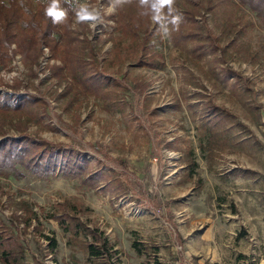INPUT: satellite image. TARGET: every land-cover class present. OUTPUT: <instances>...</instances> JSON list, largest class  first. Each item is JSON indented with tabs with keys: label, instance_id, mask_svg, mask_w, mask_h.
Masks as SVG:
<instances>
[{
	"label": "rangeland",
	"instance_id": "374dc122",
	"mask_svg": "<svg viewBox=\"0 0 264 264\" xmlns=\"http://www.w3.org/2000/svg\"><path fill=\"white\" fill-rule=\"evenodd\" d=\"M82 2L103 22L71 28L63 63L0 69V240L18 264H260L264 0H176L168 39L136 2V33ZM21 136L85 161L39 170L7 150ZM103 240L109 262L87 253Z\"/></svg>",
	"mask_w": 264,
	"mask_h": 264
},
{
	"label": "trees",
	"instance_id": "16d2710c",
	"mask_svg": "<svg viewBox=\"0 0 264 264\" xmlns=\"http://www.w3.org/2000/svg\"><path fill=\"white\" fill-rule=\"evenodd\" d=\"M133 2H136V0H133ZM61 6L68 8L67 4L62 3ZM45 7V0H23V6H21L20 0H0V69L7 70L9 68L11 54L19 55L24 62L38 68L43 56V47L48 49L50 59H54L57 52L63 49L61 63H63V58L67 53L66 51L74 50L76 41L75 38H73V32L71 30L74 14L69 10L67 23L64 25H54L51 20L44 15ZM24 8H27L28 11L25 12ZM126 9L127 5L120 8L118 12L117 18L119 17L120 23L122 24L127 20L126 26L130 28L133 33L142 30L144 25L140 21L139 15H137L139 11L137 14L130 12L126 13ZM183 15L184 14H182V17L184 19ZM149 21L145 26L150 25ZM12 46H15L14 50H11ZM48 67L52 70H60V67ZM211 111L217 113L220 110L217 106L213 105ZM28 140L30 139L25 136L11 140L10 143H7L9 147L7 150L14 151L16 149L21 151L12 156L13 159H15V157L21 155L22 151H25L27 155L33 153L32 147L38 148L39 152L30 155V159L35 158L34 167H38L39 170L54 171L55 167H59L62 173H70L71 170L79 169L76 166H81L85 161L84 158H82V160H72L69 156L65 158L64 154L68 153V151L63 150L61 145H53L40 140ZM5 145V142L0 141V150L2 149L1 147ZM59 159H61L60 163ZM116 162L120 166H125L120 161ZM8 243V239L0 240V261L2 264H18L16 255L7 249V246L11 244ZM135 246L134 244L133 247L135 248ZM109 250L110 247L107 240H103L98 247L92 243L87 244V253L90 257L100 258L104 256L108 262L110 260Z\"/></svg>",
	"mask_w": 264,
	"mask_h": 264
},
{
	"label": "clouds",
	"instance_id": "9594fccd",
	"mask_svg": "<svg viewBox=\"0 0 264 264\" xmlns=\"http://www.w3.org/2000/svg\"><path fill=\"white\" fill-rule=\"evenodd\" d=\"M46 7L44 15L51 20L54 25H64L68 21L69 10L74 14L71 27L79 24H91L96 26L103 22L102 14L99 10L90 7L82 0H45ZM133 0H109V13H115L125 5L131 4ZM23 6V0H20ZM67 4L68 8L61 5ZM140 15L150 18L151 22L158 25V33L161 39L170 38L172 32L177 30L182 22V14L176 9V0H136ZM27 12L28 9L24 8ZM260 264H264V258Z\"/></svg>",
	"mask_w": 264,
	"mask_h": 264
}]
</instances>
